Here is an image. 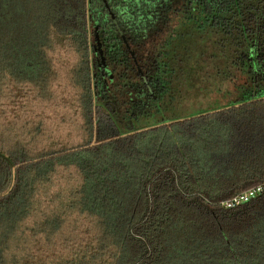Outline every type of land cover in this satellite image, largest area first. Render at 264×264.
<instances>
[{"label":"trees","instance_id":"trees-1","mask_svg":"<svg viewBox=\"0 0 264 264\" xmlns=\"http://www.w3.org/2000/svg\"><path fill=\"white\" fill-rule=\"evenodd\" d=\"M0 264H264V0H0Z\"/></svg>","mask_w":264,"mask_h":264},{"label":"built area","instance_id":"built-area-1","mask_svg":"<svg viewBox=\"0 0 264 264\" xmlns=\"http://www.w3.org/2000/svg\"><path fill=\"white\" fill-rule=\"evenodd\" d=\"M261 192H262V186L253 187L222 203L226 207H235L241 203H245V202L252 200L257 195H259Z\"/></svg>","mask_w":264,"mask_h":264},{"label":"water","instance_id":"water-1","mask_svg":"<svg viewBox=\"0 0 264 264\" xmlns=\"http://www.w3.org/2000/svg\"><path fill=\"white\" fill-rule=\"evenodd\" d=\"M184 119H179V120H176L174 122H179V121H183ZM15 174H16V166L13 167V182H12V186L11 188L14 186L15 182H16V177H15Z\"/></svg>","mask_w":264,"mask_h":264},{"label":"rangeland","instance_id":"rangeland-1","mask_svg":"<svg viewBox=\"0 0 264 264\" xmlns=\"http://www.w3.org/2000/svg\"><path fill=\"white\" fill-rule=\"evenodd\" d=\"M212 111H214V110H212Z\"/></svg>","mask_w":264,"mask_h":264}]
</instances>
